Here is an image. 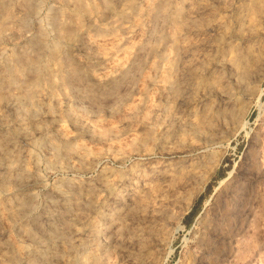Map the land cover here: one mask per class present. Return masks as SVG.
I'll return each instance as SVG.
<instances>
[{
	"label": "rangeland",
	"instance_id": "rangeland-1",
	"mask_svg": "<svg viewBox=\"0 0 264 264\" xmlns=\"http://www.w3.org/2000/svg\"><path fill=\"white\" fill-rule=\"evenodd\" d=\"M0 4V264H264V0Z\"/></svg>",
	"mask_w": 264,
	"mask_h": 264
},
{
	"label": "bare ground",
	"instance_id": "bare-ground-1",
	"mask_svg": "<svg viewBox=\"0 0 264 264\" xmlns=\"http://www.w3.org/2000/svg\"><path fill=\"white\" fill-rule=\"evenodd\" d=\"M255 4H257V2H256ZM0 5H1V4H0ZM3 6H4V5H3ZM256 6H257V5H256ZM256 6H255V9H256ZM176 9H177V8H175V10H176ZM179 9H180V8H179ZM179 9L176 11V14H178V13L181 11V10L179 11ZM0 11H1V10H0ZM2 12H3V11H2ZM75 12H76V11H75ZM76 16H77V15H76ZM172 17H174V15H173ZM178 17H179V16H178ZM176 19H177V18H176ZM58 20H59V19H58ZM172 21H173V20H172ZM58 22H59V21H58ZM175 22H176V21H175ZM177 23H178V21H177ZM172 26H173V25H172ZM174 26H175L174 28H177L176 25H174ZM170 39H171L172 42H174V39H175V38H174L173 36H170ZM177 42H178V41H177ZM174 43H175V42H174ZM117 44L120 46V45L122 44V40H118V41H117ZM175 44H177V43H175ZM175 44H174V45H175ZM250 48H251V46H250ZM173 49H174V48H173ZM251 50H252V49H251ZM256 51H257V50H256ZM259 51H260V50H259ZM252 54H253V53H252ZM251 56H252V55H251ZM245 57H246V56H245ZM255 57H256V56H255ZM255 57H254V58H255ZM247 58H248V57H247ZM249 58H250V57H249ZM245 59H246V58H245ZM256 59H257V58H255V60H256ZM246 60H247V59H246ZM253 60H254V59H252V61H253ZM255 60H254V61H255ZM244 61H245V60H244ZM254 61H253V62H254ZM246 63H247V62L245 61V64H246ZM14 66H16V65H14ZM245 66H246V65H245ZM247 66H248V65H247ZM10 67H11V65L9 66V68H10ZM53 68H54V67H53ZM10 69H11V68H10ZM11 70H13V72H14V67H13ZM57 74H58V73H57ZM52 79H53V78H52ZM52 79H50V80H52ZM55 79H56V78H55ZM44 81H45V80H44ZM41 85H42V83H41ZM33 90H34V89H33ZM33 90H31V91H33ZM34 91H35V90H34ZM34 91H33V92H34ZM35 93H36V92H35ZM31 95L33 96L34 94H32V93H30V95H29V93L27 94V97L29 98V100H30V98L32 97ZM23 97H24V96H23ZM32 98H34V96H33ZM35 98H37V97H35ZM22 99H24V98H22ZM31 100H32V99H31ZM20 101H21V100H20ZM26 101H27V98H26ZM35 101H36V100H35ZM22 102H23V100H22ZM36 102H37V101H36ZM27 103H29V102H27ZM178 169H179V170H176V169H175L172 173L169 174V176H171L170 179L173 180L174 182H176V181L178 180V181H180V183H181V181H182L183 179L186 178V176H187L186 173H187V172H186V170H185L184 168H178ZM188 170H189V169H188ZM188 170H187V171H188ZM262 170H263L262 172H264V160L262 161ZM188 172H189V171H188ZM132 175H134V174H132ZM135 175H136L137 177L139 176L138 174H135ZM136 176H135V177H136ZM133 177H134V176H133ZM145 179H146V178H145ZM160 180H161L160 182H162V181H167L165 178H164V179H160ZM144 182H145V181H144ZM182 182H183V181H182ZM178 183H179V182H178ZM151 184L153 185V183H151V181H146V182H145V185H146L147 187H149V185H151ZM135 185H136V184H135ZM153 187H154V185H153ZM149 189H152V188H149ZM149 189H148V190H149ZM148 190H147V188H146V191H148ZM146 191H145V192H146ZM150 194H152V193H150ZM154 194H155V193H154ZM145 195H146V194L142 192V194L140 195V198H144ZM137 197H139V196H137ZM132 199H133V198H132ZM140 200H141V199H140ZM142 201H143V199H142ZM144 202H146V201H144ZM144 202H143V203H144ZM140 203H142V202L140 201ZM142 205H143V204H142ZM133 210H134V209H133ZM251 241H252V240H251ZM249 245H250V244H249ZM254 245H255V244H254ZM255 246H256V245H255ZM241 255L244 256V255H245V252L242 251Z\"/></svg>",
	"mask_w": 264,
	"mask_h": 264
}]
</instances>
